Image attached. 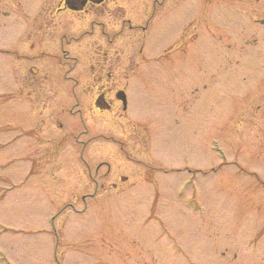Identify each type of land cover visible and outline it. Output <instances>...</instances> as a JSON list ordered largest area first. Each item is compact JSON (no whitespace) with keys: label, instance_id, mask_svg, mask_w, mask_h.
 Listing matches in <instances>:
<instances>
[{"label":"rangeland","instance_id":"obj_1","mask_svg":"<svg viewBox=\"0 0 264 264\" xmlns=\"http://www.w3.org/2000/svg\"><path fill=\"white\" fill-rule=\"evenodd\" d=\"M156 1L30 60L54 0H0V264H264V0ZM61 34L128 59L63 63ZM92 71L125 112L94 109Z\"/></svg>","mask_w":264,"mask_h":264},{"label":"flooded vegetation","instance_id":"obj_2","mask_svg":"<svg viewBox=\"0 0 264 264\" xmlns=\"http://www.w3.org/2000/svg\"><path fill=\"white\" fill-rule=\"evenodd\" d=\"M121 1V0H54V2L51 5L45 6V8H41V12L38 11L37 14L34 16H39L41 17L39 20L38 19H32V24L28 27L30 28V32L28 33V51L31 54V59L30 60H35L40 57H56L60 59L58 56L51 55L50 52H57V50H42L40 51L41 47L35 46V42H38L40 45H43L46 43V36L47 35H52L54 33H65L66 32V27L68 26L67 24H73L74 22H81L86 19L87 16L92 17V21L90 22V29L92 31L86 30V28L83 30L85 35H91L95 31L93 30L94 24L96 21L95 19L99 18L101 15L108 14V16L113 17V13L115 11H120L116 17H122V22L127 23L128 27L127 28H134V26L131 24L130 19L126 18V14H124V11L121 9L122 6H117L118 9H114L116 2ZM125 1V0H124ZM154 1V0H153ZM156 0L155 3L153 4L156 6ZM144 13L147 12L146 7L143 8ZM38 21V22H37ZM35 22H37L35 24ZM65 23V24H63ZM64 32L60 30V26ZM63 24V25H62ZM67 25V26H66ZM142 31L147 30V24L145 26H139ZM104 32V31H103ZM27 38V36H26ZM61 39H65L64 43L59 40L60 44V50L62 53V60L64 61L63 63H66L70 61L72 63H87V64H92L94 62L97 63V60H101L104 63L108 64H115V63H121L122 59L125 61L128 59V57H121L119 52L115 53V56L113 57H108L109 55L106 51L105 52H99L98 50L95 52H92L94 49L95 42L92 44H87L86 47L83 48L79 44L76 46H72L73 50L74 48L77 49V56L71 54L69 55V52L64 48L66 45L69 46L73 40L70 38H67L66 34H61ZM75 40L77 38H74ZM109 43L112 42L111 39L108 41ZM70 43V44H69ZM81 49H86L84 52L81 51ZM99 49V48H97ZM114 54V53H113ZM95 55V57H94ZM98 55V56H96ZM57 59V60H58ZM59 62V61H58ZM62 62V61H60ZM81 76V74L79 75ZM90 77L92 79V83L89 87V91L91 92V97H92V105L94 109L97 112H111V110L117 106L118 104H121L119 99L116 97V93L118 91L114 90L113 88H110L108 84L104 85H99L97 84V81L102 78L110 79L112 78V74H100V73H94L93 71L90 72ZM75 80L78 79V75L74 76ZM111 95L113 98H111ZM122 108V104H121ZM122 110V109H121ZM81 110H78V112ZM97 172V171H95ZM97 186V185H96ZM111 186L113 188H117L116 183H111ZM104 185H101V188H103Z\"/></svg>","mask_w":264,"mask_h":264},{"label":"water","instance_id":"obj_3","mask_svg":"<svg viewBox=\"0 0 264 264\" xmlns=\"http://www.w3.org/2000/svg\"><path fill=\"white\" fill-rule=\"evenodd\" d=\"M122 101H123V104L125 105V100H124V98H122Z\"/></svg>","mask_w":264,"mask_h":264}]
</instances>
